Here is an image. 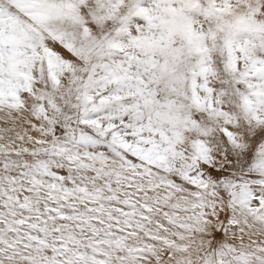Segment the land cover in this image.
Returning a JSON list of instances; mask_svg holds the SVG:
<instances>
[{
    "label": "snow or ice",
    "instance_id": "obj_1",
    "mask_svg": "<svg viewBox=\"0 0 264 264\" xmlns=\"http://www.w3.org/2000/svg\"><path fill=\"white\" fill-rule=\"evenodd\" d=\"M0 264H264V0H0Z\"/></svg>",
    "mask_w": 264,
    "mask_h": 264
}]
</instances>
